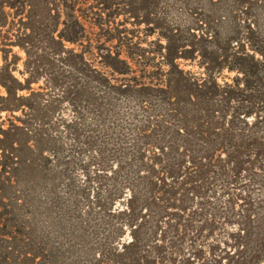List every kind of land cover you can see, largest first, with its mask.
Segmentation results:
<instances>
[{
    "label": "rangeland",
    "instance_id": "1",
    "mask_svg": "<svg viewBox=\"0 0 264 264\" xmlns=\"http://www.w3.org/2000/svg\"><path fill=\"white\" fill-rule=\"evenodd\" d=\"M67 1L0 0V110L12 111L0 113V264H121L117 253L130 237L128 229L117 233V210L125 204L124 184L136 179L140 167L134 145L171 142L173 128L165 124H172L170 99L164 82L153 80L169 71L159 63L167 56L160 48L165 38L177 47L176 57L186 59L177 61L181 69L197 78L203 74L200 57L214 45L264 42V7L248 0H70L71 12ZM130 3L138 18L120 6ZM57 35L74 43L55 44ZM117 53L131 58L126 76L116 73ZM235 76L224 70L217 82L231 84ZM29 80L31 91L16 94ZM121 83L130 87L125 93L113 90ZM250 85L240 99L249 101L242 105L253 107L262 123L248 135L264 144V70ZM221 107L217 103L216 110ZM144 126L146 133L139 132ZM234 129L245 132L240 124ZM167 159L172 165L173 158ZM252 162L253 171L220 187L211 176V189H219L216 201L195 206L210 215L230 200V215H223L230 224L220 223L211 238L199 240L193 219L183 241H170L174 235L167 233L163 253L152 247L143 264H238L255 255L264 221L251 220L254 231L247 238L241 218L264 202V158ZM257 214L264 216V206ZM153 217L144 220L145 247L158 239H150ZM257 256L256 264H264V244Z\"/></svg>",
    "mask_w": 264,
    "mask_h": 264
},
{
    "label": "trees",
    "instance_id": "2",
    "mask_svg": "<svg viewBox=\"0 0 264 264\" xmlns=\"http://www.w3.org/2000/svg\"><path fill=\"white\" fill-rule=\"evenodd\" d=\"M248 2L264 7V0H248ZM67 3L69 6L66 9L70 12L73 11L71 1L68 0ZM120 6L127 11V14L133 18H138V10L133 3L121 4ZM63 26L65 27V23ZM56 33L57 31L54 32V34ZM121 34L124 36V33ZM56 38L58 39H53L55 44H57L55 40H59L60 43L62 40L70 44L74 43L69 37H58L57 35ZM165 39V48H160L164 49L165 52L167 51V56L162 57L163 59L159 63L168 67L169 71L165 74L158 73L153 80L164 82L163 88L167 90L164 94L166 99H170L168 113L171 114L172 124L170 122H165V124L167 127L173 128L172 135H170L171 142L160 145L158 141L151 140L144 144L134 145V156L140 167H137L134 174L136 179L132 182L126 181L124 184L127 196L121 202L125 204L123 208L117 210V217L121 219L117 233L128 229L130 237L127 244L120 245L121 252L117 251V257L120 258L117 262L121 264L124 262L143 264L144 260H148L146 254L149 250H153L152 247L162 254L165 246L169 244L168 241L164 242L167 233L174 235L170 241H183L182 231L186 230V225L189 227L195 224L192 223L193 219L199 222L197 236L199 240L211 238L215 226L220 223L225 226L230 224L231 219L228 218L227 221L223 219L224 214L230 215L228 212L229 209H232L229 207L230 200L226 204L228 208L224 207L222 211H219L218 207L211 208L210 215H206V212L202 211L201 208L196 211L195 206L198 203L210 204V202L216 201L213 195L219 189H211L213 184L209 185L208 182L214 176L216 183L220 184L218 187H220L222 183L230 182L239 174L248 173L250 169L253 171L255 162L252 161L257 158H264V144L257 143V141L252 143L248 135V131L250 132L261 125L262 118L254 113L253 107L245 108L242 105L244 102H249L247 99H240L245 93L251 91L249 89L251 81L255 80L260 71L264 70V42L249 41L248 44H245L230 40L222 49H218L214 45L215 51L211 49L210 52L207 51L200 57L203 59V63L199 65V68L203 70V74L197 78L181 69L177 61L186 59L176 57L175 50L177 47L171 43L170 38L166 37ZM118 40H121V37ZM124 40H127V37ZM58 54H53V57L57 59L60 57ZM26 56L28 58L27 53ZM126 56L125 60L121 59V53H117L115 56L120 65L116 71L118 76H126L131 73L127 64L131 58L129 55ZM224 70L228 73H235L236 76L231 80V84L223 82L222 85H219L217 80ZM95 73L97 74V72ZM99 77L105 79L101 74ZM26 82L28 87L15 90L16 94L18 91H31L29 87L31 81ZM128 88L130 87L124 83L118 87L113 85V90L119 91V93H125ZM217 103L224 107L216 110ZM225 108L229 110L228 114ZM1 112L11 113L12 111L0 110ZM257 112L261 113L260 110ZM217 121H222V125L218 129L215 125ZM239 124L243 125L245 132L237 133L234 129ZM222 129L224 136L219 135ZM146 131V126L139 130L142 133H146ZM234 141L233 146L231 144ZM239 148L246 151L254 150V153L243 154L238 151ZM28 150L31 149L28 148ZM221 152H225L223 159L220 155ZM250 152L248 151V153ZM147 155L149 157H145ZM167 158H173L172 165L166 162L170 161ZM176 158L179 159L175 160ZM149 163L158 165L151 168ZM156 168H159V171H156ZM211 176L213 177L211 178ZM141 187L146 190L144 194L140 189ZM209 198H211L210 201ZM259 206L253 211L242 212L241 218L244 222L242 231L247 238H250L254 231L255 225L251 223V220H255L257 223L264 221V216L257 214L260 208L264 206V202L259 203ZM190 211H192L191 215L188 214ZM152 216L154 217L151 222L150 239H158L154 240V244H151L150 247H145L141 232L144 230V220ZM155 217L158 222L156 220L154 222ZM186 218H190V220L187 221ZM172 222L175 224L171 225ZM261 227L258 226L257 228L262 230ZM166 228L169 232H166ZM262 233L257 240L258 242L253 245L255 249L253 254L255 255L250 259L239 261L238 264H256L258 262L257 254L264 244L262 242L264 241V231ZM192 256L194 257V255ZM159 259L156 257L153 260L157 262Z\"/></svg>",
    "mask_w": 264,
    "mask_h": 264
}]
</instances>
